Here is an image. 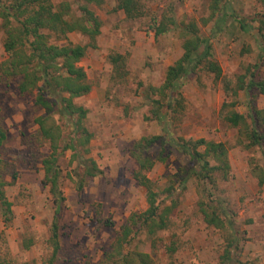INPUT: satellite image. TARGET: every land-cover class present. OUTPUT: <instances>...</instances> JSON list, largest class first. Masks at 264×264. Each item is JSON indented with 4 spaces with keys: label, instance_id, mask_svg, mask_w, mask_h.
Segmentation results:
<instances>
[{
    "label": "rangeland",
    "instance_id": "obj_1",
    "mask_svg": "<svg viewBox=\"0 0 264 264\" xmlns=\"http://www.w3.org/2000/svg\"><path fill=\"white\" fill-rule=\"evenodd\" d=\"M50 1L56 7L68 3L73 16L87 6L101 22L95 38L77 31L68 33L67 39L50 38L58 45L86 46L79 65L91 90L74 102L86 109L83 124L92 134L84 157L94 159L101 173L87 178L78 192L76 180L83 167L77 159L70 160V150L60 157L59 183L65 203L56 222L54 254L56 207L42 167L49 141L35 122L44 110L34 103L36 89L22 93L18 77L1 78L0 128L5 138L0 145V180L11 213L4 215L0 208V262L102 264L130 213L147 207L146 190L134 178L137 164L130 149L141 137L162 135L149 151L156 160L147 176L163 205L173 206L169 226L156 233L157 248H151L143 234L131 247L153 254L157 264H219L235 237L230 264H264V184L252 173L253 168L264 173V142L244 147L245 128L232 127L224 118L236 111L250 123L252 110H264V95L245 87L250 79H264L256 20L264 12L263 3L224 0L229 14L218 28L215 20L223 7L212 16L211 0H136L142 14L135 18H128L116 0ZM235 16L250 28L241 29ZM171 18L174 25L169 23ZM161 23L167 24L166 32L155 34ZM190 23L209 39L222 74L215 78L204 69L188 73L179 87V103H173L162 128L146 96L158 98L152 88L160 86L167 67L181 56L182 43L189 36L184 26ZM5 37L0 19V62L8 57ZM259 130L264 132L262 124ZM69 131L64 130L66 140L72 135ZM198 138L226 145L227 178L217 171L212 176L215 182L198 178L192 172L194 162L173 144V140ZM200 201L230 223L225 228L208 225ZM172 243L175 250L168 254L164 248Z\"/></svg>",
    "mask_w": 264,
    "mask_h": 264
},
{
    "label": "trees",
    "instance_id": "obj_2",
    "mask_svg": "<svg viewBox=\"0 0 264 264\" xmlns=\"http://www.w3.org/2000/svg\"><path fill=\"white\" fill-rule=\"evenodd\" d=\"M92 1V0H91ZM95 1V0H94ZM117 7L123 9L128 18H135L142 14L141 7L136 0H116ZM224 0H211L210 8L212 16L217 12L215 23L220 28L221 23L229 14ZM264 5V0H260ZM79 16L71 15L70 6L63 2L57 7L50 0H0L1 26L5 32L3 42L4 51L8 57L0 62V79L3 77H18L19 92H28L36 89L34 103L44 110V113L35 119L42 136L49 141V154L42 160L44 183L49 186L52 197L54 217L52 223V240L55 244L54 254L57 250L56 222L65 203V196L60 187L61 168L59 159L70 150L71 161L77 159L83 167V175L76 180V190L81 192L87 178L95 177L101 173L96 161L91 157H84L88 151L85 147L92 134L84 126L86 109L77 105L74 99L87 94L91 90L87 75L79 65L84 57L85 45L81 44H54L50 42L53 37L56 40L67 39L68 33L80 32L95 38L100 32L101 22L87 6L80 7ZM241 29L245 30L250 25L235 16ZM257 41L261 51L264 52V12L257 16ZM171 25L175 24L173 18L169 19ZM167 24L156 26L155 34H162L167 30ZM187 36L182 43L181 56L166 69L164 79L159 87L152 88L158 98L150 99L153 104L154 118L162 128L166 125L167 116L173 103H179V87L184 77L200 69H204L220 78L222 70L212 57L211 43L208 38L202 37L196 25L193 23L184 26ZM116 61V59H115ZM254 76V72H251ZM246 88L255 89L264 95V79L258 81L250 79ZM242 88V87H241ZM227 106V103H224ZM250 123L245 116L236 111H229L225 120L232 127H244L247 140L244 147L261 145L264 142V132H260V124L264 128V110H252ZM69 129L72 134L68 140L64 136V130ZM5 138L4 131L0 128V145ZM162 140V135L141 137L130 149V155L137 164L134 178L144 187L146 192L147 207L140 212H132L122 224L111 245L110 251L102 259V264H157V259L151 253L132 248L131 244L139 235L150 239L151 248L158 245L155 235L159 230H166L169 226V218L173 209L172 205H163L159 194L154 190L150 178L147 176L155 164V158L149 153L150 149ZM174 146L187 155L196 165L193 173L202 179L215 182L213 172L220 173L225 179L229 175L230 165L227 160V147L223 142L198 139L173 140ZM85 152V153H83ZM161 157V156H160ZM211 162L213 164L211 165ZM256 170V169H255ZM252 169V173L258 178L260 185L264 184V173ZM258 170V167H257ZM0 180V208L4 215L11 213V203L6 200ZM199 210L204 221L208 225L217 228H225L229 224L220 216L216 209L200 201ZM234 236V235H233ZM235 237L225 247L219 264H230L232 261L231 248L234 247ZM172 243L164 249L168 254L175 250ZM0 264H2L0 262Z\"/></svg>",
    "mask_w": 264,
    "mask_h": 264
}]
</instances>
